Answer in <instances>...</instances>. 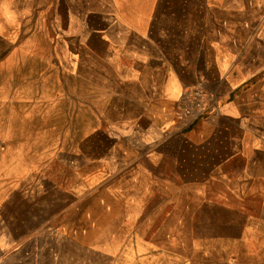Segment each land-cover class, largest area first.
<instances>
[{"label": "rangeland", "instance_id": "374dc122", "mask_svg": "<svg viewBox=\"0 0 264 264\" xmlns=\"http://www.w3.org/2000/svg\"><path fill=\"white\" fill-rule=\"evenodd\" d=\"M99 1L87 6L80 44L74 29L63 35L59 16L48 28L45 5L17 6L7 42L0 36V210L6 220L0 264H145L153 262L150 253L163 246L165 233L180 255L177 264H264L260 184L254 190L248 182L243 189L233 180L204 182L194 197L189 189L182 196L168 191L165 212L158 209L163 198L134 192L129 172L145 156L149 134L146 121L133 125L127 93L143 69L133 70L128 54L101 34L116 24V14L130 12L132 0ZM219 1H167L168 11L182 12L177 24L194 29L199 71L223 19ZM244 1L247 30L256 29L264 22V0ZM182 40L190 43V37ZM212 86L205 80L185 86L182 93L205 92L206 111L188 121L179 98L177 129L218 107ZM224 191L227 196L218 195Z\"/></svg>", "mask_w": 264, "mask_h": 264}, {"label": "crops", "instance_id": "0c3cea01", "mask_svg": "<svg viewBox=\"0 0 264 264\" xmlns=\"http://www.w3.org/2000/svg\"><path fill=\"white\" fill-rule=\"evenodd\" d=\"M167 1L132 0L130 12L114 14L116 24L101 33L114 50L118 48V52L128 54L133 70L143 69V75L135 71L131 78L133 91L127 93L133 125L146 121L145 132L149 134V141L143 144L145 156L138 162L134 160L135 166L129 172L134 192L141 188L143 197L163 198L158 201V209L161 211L162 207L165 212L168 191H174L175 195L178 191L182 196V191L189 189L194 197V188L204 182L209 187L210 182L233 180L240 182V189L243 182H248L249 189L256 190L260 185L264 189V22L247 30L244 19L247 12L243 8L247 3L220 0L218 15L223 19H218L217 38L204 47L205 70L199 71L194 65V29L177 24V20H182V12L168 11ZM99 3V0H0V29L5 28L0 36L6 41L9 35L6 26L16 23L13 14L16 15L17 6L45 5L48 28H54L51 22L59 16L64 22L63 35L69 36L66 31L74 29L72 36L80 44L81 28L86 32L87 6ZM231 8L241 12L236 15ZM235 17L239 20L235 21ZM185 37H190L189 44L182 40ZM208 69L215 70L214 74ZM202 80L218 91V107H213L206 119L179 130L175 127L176 111L182 90ZM2 213L4 210H0V230L5 234L6 220ZM163 237V246L150 253L155 255L153 262L148 259L145 264H168V259L177 264L180 255L168 244L167 233Z\"/></svg>", "mask_w": 264, "mask_h": 264}, {"label": "built area", "instance_id": "2783aa9c", "mask_svg": "<svg viewBox=\"0 0 264 264\" xmlns=\"http://www.w3.org/2000/svg\"><path fill=\"white\" fill-rule=\"evenodd\" d=\"M206 95L200 89L185 90L179 101L181 113L188 121H194L201 117L206 111Z\"/></svg>", "mask_w": 264, "mask_h": 264}]
</instances>
